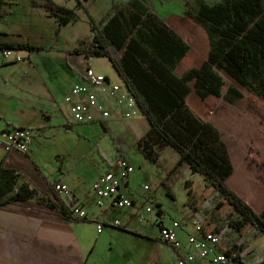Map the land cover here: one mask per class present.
I'll list each match as a JSON object with an SVG mask.
<instances>
[{"label":"crops","instance_id":"1","mask_svg":"<svg viewBox=\"0 0 264 264\" xmlns=\"http://www.w3.org/2000/svg\"><path fill=\"white\" fill-rule=\"evenodd\" d=\"M4 3L0 0V17L1 21L7 22L9 18L6 14L14 12V7L5 8ZM79 6L78 9L87 10V0H80ZM0 32L5 33L0 42H24L39 47L24 35L15 40L17 37L1 24ZM22 49H12L15 55L21 56L19 61L7 62L0 57V127H30L33 129V140L26 154L16 150L6 152L0 147V163L17 173L16 187L6 196L12 195L18 187L29 188L32 193L23 200L0 204V264H177L178 257L187 264H213L186 243L187 233L196 235L190 221L192 207L185 219L179 220L181 228L178 237L182 247L176 251L159 240L156 223L157 210L163 209L160 201L156 202L160 207L152 210L143 221L137 219V211L133 207L116 208L111 203L98 207L94 203L92 183L105 172V169L99 172L93 153L94 148L97 156L102 157L104 152L99 142L94 140L98 135L97 126L118 133L122 126L130 129L141 126L142 118L138 113L129 119L113 114L103 120L71 121L69 105L63 101V96L69 92L74 81L83 78L85 67L73 69L71 77L65 82L47 81L48 76L43 77L45 72L32 62L30 53L25 61ZM23 50L34 52L40 47ZM85 57L87 66L90 59ZM236 103L228 104L221 99L210 121L227 144L233 166V172L225 179L226 184L256 213H261L264 211V129L241 113L235 107ZM122 145L127 148L124 143ZM150 151L153 153V149ZM91 154L95 160L93 163L86 160ZM120 157L131 162L124 153ZM177 159L175 156L174 166ZM152 162L163 173L156 157L152 158ZM181 167L184 173L175 178L176 187L187 197L189 188L197 186L201 190L202 184L197 174L184 165ZM140 173L141 170H134L121 181L119 192L122 195L129 196L132 181ZM56 182L66 183L69 187L68 195L60 196L66 207L81 204L91 220L66 219L58 207H54L57 201L51 188ZM200 192L194 193V199ZM215 193H211L195 211L204 217L213 214L212 225L223 232L220 246L225 251H242L241 264L261 263L264 260V244L255 242L260 233L250 228L240 236L228 225L220 228L225 217L213 213L219 199L217 196L211 200ZM150 195H147L148 198H152ZM140 196L146 199L144 195ZM130 198L138 201L136 197ZM143 198L141 202H145ZM95 220L104 222L100 232H97ZM113 220H118L119 226L110 224Z\"/></svg>","mask_w":264,"mask_h":264},{"label":"trees","instance_id":"2","mask_svg":"<svg viewBox=\"0 0 264 264\" xmlns=\"http://www.w3.org/2000/svg\"><path fill=\"white\" fill-rule=\"evenodd\" d=\"M41 1L45 14L55 17L59 26L76 21L80 0H73L74 7L55 0ZM186 14L206 33L207 45L203 33L191 47L165 17L130 7L127 13L117 9L100 25L93 24L88 45L72 51L84 53L87 58L102 56L111 62L148 122L149 140L141 138L144 149L169 146L177 153L174 168L184 165L199 175L201 190L195 186L187 192L193 211L217 192L219 199L213 213L224 216L240 236L250 228L264 235V211L256 213L226 184L233 166L227 144L210 121L217 103L224 99L230 104L237 102L235 107L264 129V0H220L202 4L195 11L187 10ZM4 34L0 32V37ZM0 46L39 48L8 41H1ZM224 75L232 80L225 90ZM193 92L198 100L192 97L188 103L187 97ZM16 180L15 170L0 163V204L23 200L32 193L29 188L18 187L6 196L16 187ZM54 197V207L73 220L70 208L60 197ZM212 222L213 214L206 215L207 230L218 231ZM218 248L225 252L220 245Z\"/></svg>","mask_w":264,"mask_h":264},{"label":"rangeland","instance_id":"3","mask_svg":"<svg viewBox=\"0 0 264 264\" xmlns=\"http://www.w3.org/2000/svg\"><path fill=\"white\" fill-rule=\"evenodd\" d=\"M4 1L6 2L4 7H14V12L6 14L9 18L7 22L1 21L0 17V24L17 37L15 40L20 39L19 35H24L40 47V50L34 52L20 50L25 57V61L27 62V56L30 53L33 58L32 62L37 64L41 72H45L42 74L43 77L48 76L47 81L65 82L69 76L71 77L73 69H81L86 65L85 54L72 53V49L78 46H87L91 39V26L93 24L100 25L101 21L105 20L115 10L120 9L127 13L130 7H135V9L144 12H151L159 17H165L191 47H195L196 37L199 34L203 33L202 37L205 42L207 36L205 32H202L198 23L186 14V11H195L202 4L218 3L220 0H87V10L77 9L76 21L69 22L64 26H59L55 17L45 14L41 6V0ZM55 1L63 3V0ZM64 4L74 7V1L72 0H67ZM205 50L203 51L205 52ZM189 51H191V54L194 53L193 48ZM89 59L91 67L105 74L111 82H116L118 85L122 84L107 58L95 56ZM200 62H197V64H200ZM181 65H183V60L178 68H181ZM224 79L223 90L232 83L227 75H224ZM190 85H192V81ZM192 97L198 100L196 93L193 92L187 97L188 103ZM223 101L228 102L224 99ZM136 112L142 118V121L141 126L137 125L133 129L122 126L116 133L103 130L100 126H97L96 133L98 135L94 137V140L99 142L100 146H98L103 149L102 152L104 151L102 157H100L96 154V148L93 150L96 155V162H98V170L99 172L104 171V169L105 171L108 170L109 163H113L116 158L124 153L134 166V170H141L140 175L133 179V187L131 193L129 192L130 197L138 199L135 202L136 206L133 208L141 212L144 207L151 205L150 201L140 196L145 195L148 197L147 195L151 194L150 196L155 202L157 200L161 202L166 223H170L176 218L177 220H184L189 213L192 202L187 199L184 193L178 190L176 187L178 183L175 181V178L182 176L184 168L181 166L174 168L173 160L177 153L169 146L154 147L152 155L149 150L144 149V140L141 138L144 137L149 140L147 134L149 125L139 110ZM123 143L127 146L126 149L123 148ZM92 157L91 154L86 160L93 163L95 160ZM154 157H156L158 167L163 168V173L154 167L152 162ZM166 175H169L168 178L165 177ZM144 184L148 186L149 190L143 189ZM217 196H219L218 193H215L211 200ZM141 198L145 202H141ZM157 207V205H153L152 210L155 211ZM226 221L225 218L222 220L223 225L220 228L228 225ZM190 229L194 231L192 227ZM255 242L264 244V236L258 234ZM164 248L166 249V247Z\"/></svg>","mask_w":264,"mask_h":264},{"label":"built area","instance_id":"4","mask_svg":"<svg viewBox=\"0 0 264 264\" xmlns=\"http://www.w3.org/2000/svg\"><path fill=\"white\" fill-rule=\"evenodd\" d=\"M66 0H63L65 3ZM0 57L7 62H16L21 60L20 55H15L12 49L0 46ZM63 101L69 105V116L73 122H89L98 119H106L113 114H117L123 119H129L137 114L139 110L133 94L123 85H118L116 82H111L102 72L95 71L91 66H85L83 78L74 81L69 92L63 96ZM140 111V110H139ZM33 140V129L30 127L12 126L0 127V147L6 152L11 150L19 151L26 154L29 151ZM111 168L97 176L92 183V193L94 203L98 207H103L111 203L116 208L135 207V202L130 196L122 195L120 183L126 179L129 174L134 172V166L125 157H118L111 164ZM69 187L66 183H54L52 193L54 196L60 197L68 195ZM144 190H148V186L143 185ZM152 204L144 207L143 211L136 213L139 221H143L152 211V206L159 204L152 198L144 195ZM157 225L159 228V240L162 243L168 244L178 251L182 247V243L178 237V231L181 228L180 221L173 219L169 225L164 221V212L158 208ZM69 216L73 220L88 221L86 210L81 204L73 205L69 209ZM191 226L196 231V235L187 233L186 243L192 249L198 251L201 257L208 258L213 264H241L243 253L242 251L219 250L220 241L223 237V232H209L205 226V217L198 214L196 211H191L190 214ZM97 232L102 230L104 222L95 220ZM113 226H119L118 220L110 222ZM177 264H187L183 258L178 257Z\"/></svg>","mask_w":264,"mask_h":264}]
</instances>
